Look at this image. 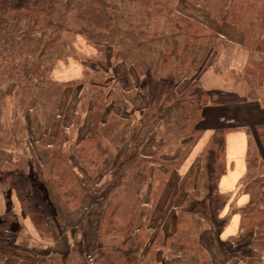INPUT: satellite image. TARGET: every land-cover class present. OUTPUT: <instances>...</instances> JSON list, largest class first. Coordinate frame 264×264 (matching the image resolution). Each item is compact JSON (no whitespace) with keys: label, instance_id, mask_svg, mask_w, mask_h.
Returning a JSON list of instances; mask_svg holds the SVG:
<instances>
[{"label":"trees","instance_id":"obj_1","mask_svg":"<svg viewBox=\"0 0 264 264\" xmlns=\"http://www.w3.org/2000/svg\"><path fill=\"white\" fill-rule=\"evenodd\" d=\"M139 2L143 12L137 16L135 13L124 15L111 0H0V61L5 64L8 60L7 64H11L8 69L13 68L19 76L23 73L19 64L12 65L14 58L7 53L6 47L11 48L10 42L7 43L9 38L21 40L19 52L28 45L32 47L34 42L33 51L39 50L40 59L52 50L62 49L59 47L60 40L67 41V37L76 34L91 41L96 48V57L90 59L87 56L86 59L77 60L82 66L81 76L67 81H51L77 87L80 92L84 90L85 118L86 115L89 117L87 133L79 140L64 145L66 135L59 123L54 140L46 133L35 140L43 174L66 213L78 210L85 194L90 197V209L95 205L102 206L94 264H168L169 259L177 254L191 255L197 264H213L198 237L200 222L197 213L187 203L206 188L220 165L216 179L223 170L225 155L220 131L213 134L204 147L198 170L193 171L184 181L185 199L182 204L173 207L176 213L173 226L155 227L150 223L157 202L168 188L173 170L182 167L201 132L195 125L203 107L213 101V96L197 87L194 80L181 88L177 99L170 100V75L174 73L177 79L182 80L186 78L187 70L197 69V63L193 60L195 54L203 57L206 55V62L207 54L210 55L216 49V41L223 40L219 28L229 25L241 32L243 45L249 52L243 74V77H249L247 98L264 102V88H260L264 85V0ZM179 2L199 7L204 11L206 20L177 12L175 7ZM171 13L179 16L185 30L184 43L175 50V54L180 55L175 58L179 60L177 68L173 58H169L174 36L166 35L157 27L162 24V16ZM151 20L155 21L153 27ZM163 38L166 48L164 52L160 51L161 56L157 58L162 87L156 99L150 95L147 98L153 107L157 108L160 104V110L164 109V103L167 108L175 103L184 105L187 110L182 131L187 133L188 129H192L197 135L193 140L183 142L174 156L165 158L158 153L143 155L133 143L127 144L121 151L117 146L112 148L110 135L107 139L103 134H98L99 128H112L111 120L120 117L115 107H118L120 101L129 104L128 94L131 92L122 89L117 68L123 66L122 70L126 73L132 71L136 77L145 75L150 69L143 74L141 68L146 61L151 60V52L155 50L150 48V44L154 40L155 44H159ZM5 74L9 78L7 81L0 79L3 90L12 82L9 70H5L2 77ZM19 76L12 92L14 96L11 94L13 97L21 96L28 84L37 82V78L20 79ZM139 83L143 87L144 83L140 80ZM1 90L0 95L4 92ZM51 93L49 96L57 100L61 96L60 92L57 95ZM139 122L143 124V120ZM256 132L264 152V124L257 126ZM104 138L108 142H103ZM86 174L90 179L85 177ZM0 179L15 191L23 213L28 216L39 235L43 237L48 234L46 221L31 195L35 184L29 176L27 162L24 159L3 161L0 164ZM92 180H95L94 184ZM145 184L150 185L147 194L143 190ZM169 198L168 203L171 200ZM252 200L249 206L241 210L240 225L242 229L255 228L253 233L258 235L264 231V204L256 202L254 198ZM13 216V212H6L1 217V225L9 226ZM82 221L83 218L80 223ZM215 237L222 255L227 248L223 241L218 240L217 233ZM12 253L11 248L7 249L0 242V256Z\"/></svg>","mask_w":264,"mask_h":264},{"label":"rangeland","instance_id":"obj_2","mask_svg":"<svg viewBox=\"0 0 264 264\" xmlns=\"http://www.w3.org/2000/svg\"><path fill=\"white\" fill-rule=\"evenodd\" d=\"M111 1L112 3L116 4L119 9H121L124 15H126V13H135L137 16H139L143 12L139 0ZM175 9L177 12L187 17L192 16L200 20H206L204 11L199 7L188 5L184 2H179ZM161 19L162 24L157 26L158 29L162 30L166 35L170 34L174 36L171 43L172 47L169 58H173L174 65L177 68L179 60L175 58L180 57V55L178 56L175 54V50L178 45L181 46L184 43V25L176 13L162 16ZM151 23L153 27L155 25V21L151 20ZM172 30H174V33ZM49 33L50 31L47 32L46 35L48 36ZM59 34H61V31ZM69 41L71 43H68ZM9 42L11 48L6 47V49L7 53L11 55L12 59L14 58V63H12V65H15L16 63L17 65L19 64L20 68L23 70V73L21 72L19 76L17 75L18 72L13 68L8 69L11 67V64H7L8 60L5 64L0 61V79L7 81L9 78L8 74L3 75V77L1 74L5 70H9L11 76L10 78L12 80L5 90L2 88L3 84L0 87L2 89L1 91H4L0 95V164L5 160L15 161L24 159L29 165V176L31 177L33 184H35L40 181L39 176H37L35 171V165L33 164L34 162L36 164L40 163L39 157L37 155V144L35 143V140L39 138L40 135L45 133L48 134L49 137L50 134H53L52 140H54V137L58 131L57 129H59L58 125L60 123L64 128L63 132L66 135L64 145H68L69 142L73 143L74 140H77L76 138L78 134L85 135L87 133V127L89 124L88 115H86L85 118L86 98L85 94H83L84 90L80 92L77 87H68V85H60L51 81H67L76 78V75L71 73L80 68L79 66L81 64L79 63V65L77 60L80 61V59H86L87 56L92 59L96 57L97 52L91 41H88L84 37L77 34L74 37H67V41L60 40L59 47H62V49H58V51L52 50L51 52L44 54L41 59L38 55L39 50L36 52L33 51L35 49H33L35 44L34 42L32 47L30 45L24 47L22 52H19L18 50L21 40L18 38H9L7 43ZM155 43L156 41L154 40L153 43L150 44V48L155 50L151 52L153 54L151 55V60L144 63V66L141 68V73L144 74L148 68L150 70L147 71L145 75H140L139 77L140 82L144 83L143 88L141 89L142 95H150V97H153V99L158 97L162 87V84L159 82L160 74L157 70V58L161 56L160 51L163 50L162 52H164L166 48L164 38L159 44ZM215 46L216 52H220L224 49V44L221 39L216 41ZM26 49L29 50V52ZM120 50L122 51L123 49L121 48ZM204 57L201 54L194 55L193 60H195V64L197 63V69L187 70L185 72L186 78H183L182 80L177 79V77L174 76V73L170 75L171 77L169 76L172 79V83L170 84L171 88L168 90L170 93V100L174 101V99H177V94L181 88L192 80L196 82L197 87L200 89L202 85L207 84L204 80L209 81L212 86L218 88L227 87L229 85H241L243 88V86L249 85V77H243L244 71L243 74H240L239 72L237 74H234V72L231 73L230 71L223 69L221 65L217 63V56L212 55L210 59L206 60V62H204ZM32 59L35 60L31 61ZM209 62L213 64L210 68L212 71L207 72L206 74L208 75L203 74L201 76L202 71L205 69V66L209 64ZM83 63H86V61L84 60ZM198 66L202 67L200 68ZM122 69L123 66H121V69L120 67L117 68V72L120 73L121 77L123 75L126 76L127 74L125 70ZM175 70L177 69H174V71ZM133 75L134 79L136 80L134 72ZM18 76L20 79L32 77L35 80L37 78V82H32L30 85L28 84L26 90L22 91L21 96L17 95L16 97H13L14 95L12 92ZM199 76H201V78H199ZM38 77L42 78L40 79ZM205 77L207 79H205ZM126 80L134 82L131 77H126ZM125 81H123V84L124 86H127ZM256 81L258 82V80ZM256 81L255 83H257ZM139 85H142V83H139ZM263 86L264 85H261L260 88H264ZM49 92H52L51 94L54 95L55 93L57 95L60 92L61 96L57 100L52 95L49 96ZM133 93L134 92H132V94ZM11 94L13 96H11ZM149 102H151V100ZM164 104V109L160 110V104L156 108L153 107L151 103H149L143 111V115L141 114L140 116L139 113H136L135 115L132 114V116L129 114V111L131 112L132 110L130 105L120 101L118 107H115L116 111L118 112L117 115L120 117L113 118L111 120L112 128L108 127L111 132L108 133V129L99 128L98 134H103V136L107 139H109L108 134H114L115 138L111 137L110 135L111 142H109L113 144L112 148L117 146L120 151L130 143L135 144L140 151V145L147 135L161 136L160 138L162 139L163 143L161 151L167 150L169 154H164L166 151L163 153L159 152L158 154L164 158L170 157L171 155L174 156L181 148L182 143L191 139L193 140L197 133H193L192 129H188L187 133L182 131L184 115L187 110L185 109L184 105L175 103L172 107L167 108V104ZM142 120L143 124H140L139 121ZM119 123L122 124L119 125ZM233 124L234 123L228 124V127H231ZM195 128H200V124L198 122L195 125ZM82 135L80 136L82 137ZM107 139L104 138L105 141L103 140V142H106ZM258 141L259 140L257 136L255 137V140H251L249 159L252 164L253 169L251 173L253 175L250 178L251 183L248 188L251 191L254 200L260 204H264V152ZM155 154L156 153L152 155ZM220 167L221 165L218 167L219 170ZM40 169H42L43 172L44 169L42 166ZM218 171L214 175L212 174L213 176H211L210 183L206 186V188L202 189V191L198 193L196 197L197 199H191L187 203V206L192 207L196 211L198 221L201 223V225H204V223H206V225H210V223H212V225L214 224L215 226L213 228L216 230V232L220 230L224 222L222 220L218 221L219 219L217 218V210H219L222 204V198L218 197L214 188V181L217 177ZM175 172L176 171L173 170L172 174L175 175ZM175 177L176 175L174 178ZM104 179L101 180L102 183ZM92 181L94 184L95 180ZM0 186L7 187L8 184L4 183L3 180L0 179ZM149 189L150 185L145 184L143 190H146V194L148 193ZM176 190L177 188L175 186L171 187L169 190V199H171L170 203H168L167 199L166 201L163 200V209H161L162 206H158L159 201L157 202L156 208L153 211V213L155 212L156 215H160L159 213L165 211L166 208L170 210L168 212V218L164 216L165 213L155 220L150 218V223L155 225V227L159 225L164 226V228H167L171 225L173 226L176 213L174 208H172L175 201V197L172 196V194L177 195ZM182 194L185 196V189H182ZM173 212L175 214L174 216ZM248 229H251L252 232H255V228L253 227ZM251 243H254V245L258 244L259 249H255ZM225 248H227V250H225L224 254L222 253L221 255L223 259L227 258V253H230L231 256L236 258V261L239 264H264V259L262 258L264 255V231L258 235L248 234L247 236H244L243 239L237 240L236 242L234 241L233 246H231L232 250L230 251L228 250V246L225 245Z\"/></svg>","mask_w":264,"mask_h":264},{"label":"crops","instance_id":"obj_3","mask_svg":"<svg viewBox=\"0 0 264 264\" xmlns=\"http://www.w3.org/2000/svg\"><path fill=\"white\" fill-rule=\"evenodd\" d=\"M219 32L221 38L223 37L224 49L220 52L214 50L210 55L207 54V59H210L212 55L217 56V63L223 69L231 73L234 72V74L238 72L243 74L248 62L249 52L243 45L241 32L229 25L221 26ZM212 65L209 62L202 71L201 76L203 74L208 75L206 73L212 71L210 70ZM79 67L71 73L76 75V78L82 74V66ZM126 77H131L134 82L126 80ZM206 77L205 79H207ZM135 78L136 80L133 72L129 71L126 76L120 77V84L122 89L131 91L128 94L129 105L132 109L129 114L139 113L141 116L150 100L140 93L143 87H140L141 85L138 83L139 77L135 75ZM123 81L127 86H124ZM204 81L207 84L202 85L201 90H205L213 96V101L203 107L201 117L198 119L200 124L198 129L201 132L184 164L176 170V177L174 178L175 175L172 174L168 188L159 199L158 206H162L161 209H163V200L166 201L169 197V190L172 186L177 188V195L172 194L175 197L173 207L183 203L185 197L182 194V189H184L185 179L192 171L198 170L201 165V153L204 147L211 136L220 131L225 165L214 181V186L218 197L222 198V204L217 210V218L218 221L222 220L224 222L218 232L213 228L215 227L214 224L206 225L204 223V225H201L200 223L198 237L201 244L208 251L213 264H239L230 253H227V258H222L215 233L218 234V240L223 241L228 246L229 251L232 250L231 246H233L234 241L241 240L248 234H254L251 229L241 228L240 214L241 210L253 201L252 193L248 188L251 183L250 178L253 175L251 173L253 168L249 159V152L251 140H255L257 136L256 127L264 124V102L247 98L248 85L243 86V88L241 85L218 88L212 86L209 81ZM132 92L134 93L132 94ZM230 123L234 124L228 127ZM80 135L82 134L77 135V140L81 138ZM110 135L115 138L114 134ZM160 137L147 135L140 145L141 153L152 155L166 151L164 154H169L167 150L161 151L163 143ZM50 138H53V134H50ZM33 164L40 181L35 183L31 195L33 201L39 207L43 220L46 221L48 234L41 237L28 216L23 213L15 191L8 186H0V242L7 249L11 248L13 250L11 255L0 256V264H94L98 249L96 236L102 215L101 206L95 205L90 209V197L85 194L79 209L66 213L60 206L42 169H40L41 164L35 162ZM27 166L29 168L28 164ZM85 177L89 178L87 174ZM169 210L166 208L165 211L159 213L160 215H156L154 212L151 218L155 220L164 213V216L168 218ZM9 211L14 213L13 222L9 226H3L1 225V217ZM82 218L83 221L80 223ZM251 244L255 249H259L258 244ZM262 258L264 259V255ZM168 264H197V260L191 255L177 254L169 259Z\"/></svg>","mask_w":264,"mask_h":264}]
</instances>
